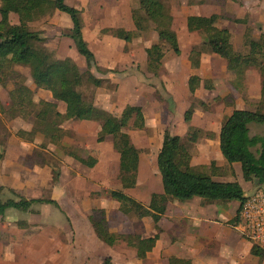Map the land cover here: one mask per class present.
I'll use <instances>...</instances> for the list:
<instances>
[{
    "label": "rangeland",
    "instance_id": "obj_1",
    "mask_svg": "<svg viewBox=\"0 0 264 264\" xmlns=\"http://www.w3.org/2000/svg\"><path fill=\"white\" fill-rule=\"evenodd\" d=\"M161 1L173 17V30L180 53L175 54L166 46L155 76L147 69L145 50L158 42L157 34L153 24L145 21L138 0H93L86 14L79 8L84 24L83 39L97 56L95 63L99 70L92 67L89 72L101 80V85L95 87L86 76L79 91L86 101L114 117L120 116L127 105L140 106L143 111L145 128L126 130L140 151L137 184L128 194L143 201L150 194L161 191L156 155L164 131L183 138V142L190 146L192 158L194 155L199 161L209 164V158L215 156L217 151L212 141L206 143L204 139L218 132L224 118L233 109L254 111L262 100L258 73L254 70L247 72V91H235L231 87L233 75L225 70L223 60L209 54L201 34L185 31V20L186 15L198 12L199 4H205L203 7L206 11H213L219 16L215 24L232 34L231 42L235 50L243 52V34L246 30L253 38L264 32V0ZM66 4L77 8L71 0H66ZM235 20L245 23H236ZM11 22L15 23L16 17H11ZM70 26L69 17L57 12L40 19L31 29L45 38L42 46L54 58L66 56L85 73L84 58L65 35L69 33ZM98 26L102 27L101 31ZM114 26L132 32L131 40L125 42L102 33ZM192 49L198 50L201 55L203 53L201 60L204 65L195 73H198L207 89L202 84L191 96L186 91V83L194 70L187 72L184 63L187 61L185 55ZM108 66L120 72V76L105 74ZM19 72L24 77V85L32 89L34 85L29 70L22 67ZM11 88V85L0 87L2 100H6ZM190 108L193 112L191 121L186 122L184 113ZM7 123L9 127L6 128ZM27 125L19 119L6 122L0 118V149L11 159L9 167L5 168L8 162L0 166L1 201L55 198L60 209L39 205L30 213H5L3 220L0 218V264H101L110 253L114 264H133L135 257L130 250H123L122 247L105 250L101 242L96 241L99 245L88 237L87 217L92 209L100 208V205L108 210L109 225L113 228L133 231L144 224L148 226L150 222L149 218H145L140 224L135 215L118 214V204L106 197L108 191L116 190L114 188L119 185L118 156L112 149L111 140L97 143L98 126L84 122L63 123L60 128L61 141L56 146L45 145L40 136L33 144L23 143L11 136L16 129ZM190 128L201 132L192 145L186 141ZM249 128L251 135L264 134V125L251 124ZM202 147L209 151L201 153L199 150ZM68 151L83 158L95 157L97 163L88 169L67 155ZM206 171L209 172V169ZM239 183L243 184L241 177ZM257 189L263 190L261 187ZM170 200L178 204L172 197H169ZM15 221L18 222L13 223ZM2 222L7 224L5 229ZM236 226L242 230V221H238Z\"/></svg>",
    "mask_w": 264,
    "mask_h": 264
},
{
    "label": "trees",
    "instance_id": "obj_2",
    "mask_svg": "<svg viewBox=\"0 0 264 264\" xmlns=\"http://www.w3.org/2000/svg\"><path fill=\"white\" fill-rule=\"evenodd\" d=\"M201 3V2H199ZM139 9L146 22L154 26L158 42L146 48V66L149 72L157 74L165 47L179 54V44L173 30V17L161 0H138ZM64 13L71 22L68 34H65L74 44L78 54L86 63V72L82 73L77 65L69 58H54L42 46L45 38L38 31L29 27V23L39 21L55 12ZM10 14L17 17V23L10 21ZM216 15L207 19L198 16L186 18V28L203 36L204 45L208 51L226 62V69L233 75L231 87L240 93L247 91L246 73L254 70L260 78L262 100L254 111L233 109L226 116L219 129V150L228 165L240 164L242 179L253 182L264 190V134L251 135L249 126L264 125V32L253 38L246 30L243 34V52L236 51L231 42V34L227 29L216 27ZM236 23H245L235 20ZM83 21L81 11L65 3V0H0V85L5 88L12 84L8 91L10 104L5 109L0 104V112L4 109L12 117H21L31 125L29 131L19 130L17 136L32 141L34 135L41 134L45 145H59L58 130L65 122H96L100 126L96 141L101 143L107 137L111 139L112 149L119 156L117 182L121 190H110L106 197L118 204V210L124 215L133 214L137 218H150L154 228L158 230V222L166 212L168 197L184 203L195 197L200 198L202 205L237 202L239 204L232 225L240 221L241 207L246 201L241 186L237 182H218L212 179L220 173L214 163H211V173L206 174L201 166L191 165L190 146L184 139L164 131L160 149L157 153V171L162 186L161 193H152L146 205L128 196L125 191L134 189L137 184L140 151L132 143L126 130H143L145 120L140 106L127 105L120 116L99 109L84 99L79 88L84 78L95 87L101 85V80L94 78L89 69L94 67L95 56L83 39ZM114 38L129 42L132 32L123 28H108L103 30ZM201 53L192 49L188 60L192 69L200 64ZM29 70V77L35 90L47 91L52 95L53 102L36 100L33 91H23L25 80L19 72L21 68ZM107 73H118L105 70ZM120 74V73H119ZM202 85V80L192 75L188 78V91L194 95ZM205 89L206 85L203 83ZM66 106L64 113H59L56 102ZM20 102L19 106L15 103ZM230 102V100H229ZM204 104H202L203 106ZM192 109L184 113V120L191 121ZM199 130L190 128L186 141L193 144L198 139ZM211 139V134L208 136ZM44 144H41L44 147ZM67 155L82 165L93 168L96 158H83L75 152L68 151ZM3 153L0 151V161ZM232 172V171H231ZM258 187V188H259ZM1 190V189H0ZM34 204H48L60 209L56 201L50 199H8L0 201V216L6 209L12 208L29 212ZM89 224L96 238L109 247H125L134 250L136 258L145 259L155 246L158 235L142 239L130 234L110 232L103 208L92 209L88 216ZM251 254L260 259L264 258V250L252 245ZM169 264H191L189 260L170 258ZM101 264H113L110 257H104Z\"/></svg>",
    "mask_w": 264,
    "mask_h": 264
},
{
    "label": "crops",
    "instance_id": "obj_3",
    "mask_svg": "<svg viewBox=\"0 0 264 264\" xmlns=\"http://www.w3.org/2000/svg\"><path fill=\"white\" fill-rule=\"evenodd\" d=\"M71 1L73 4L77 5V9L81 8L82 11L84 10V12L86 14V9H88V6L90 7V2L93 0H71ZM65 3H66V0H65ZM78 5H79V7H78ZM199 5L200 6H197L199 8L198 12L188 14V15H186V18L188 16H198L200 18H208L211 15L218 16L213 11H206V8L203 7V6H206L205 4H199ZM74 8H76V7H74ZM81 9H79V10L81 11ZM56 13H57V11L54 14H56ZM13 16L16 17L14 14H10V16H9L10 21H11V17H13ZM217 19L219 20V16ZM37 22L38 21L32 22V23H29L28 25L31 28L34 25H36ZM15 23H17V17H16ZM95 23L99 24V22H97V21ZM216 24H218V23H216ZM216 24H215V26L218 27ZM98 27H99V30L102 28L100 26H98ZM109 28H111V27H109ZM114 28H115V26H114ZM119 28H122V27H119ZM218 28H221V27H218ZM185 29H186L185 31L187 33H190V34L196 33V32H189L187 30L186 20H185ZM221 29H226V28H221ZM231 36H232V34H231ZM231 40H232V38H231ZM190 51H189V53H190ZM189 53H188V55H185L187 61H186V63H184V68H186L187 72H190V71L192 72V70H194V74H191V75H196L199 78H201L198 75V73H195V70L201 69L204 65L203 64L204 61H203V59L201 60V58H200L199 67L197 69H192L190 66V62L188 60ZM93 54H94L95 58H97L96 54L95 53H93ZM209 54H212V53L209 52ZM202 55H203V53H202ZM63 58H68V57L65 56ZM221 60H223V59H221ZM223 62H224L223 65L225 67V70L228 72V70L226 69V62L224 60H223ZM106 70H113V69L111 66H108ZM119 73H115V74L108 73V74L120 76ZM246 75H247V73H246ZM188 78H187V83H186L187 93H189V91H188ZM202 84H203V82H202ZM8 85L12 86V84H8ZM7 86L5 88H7ZM0 87H1V85H0ZM12 89H13V86L8 91H10ZM27 90L34 92L35 87L33 86V88L31 89V88L27 87V85H24L23 91H27ZM36 93H37L36 100L43 99L46 102H53L54 101L52 98V95L47 91L45 92L43 90H37ZM45 93H48V95ZM189 95H190V93H189ZM174 101H176V100H174ZM0 104L5 109L8 108L7 106L10 104V99L8 97V93H7L6 100H2L1 96H0ZM19 104H20V102L15 103L16 106H19ZM56 105H57L58 112L64 113L65 108H66L65 104L63 102L58 101V102H56ZM5 109L3 112H0V118L3 119L4 121L12 122V121L17 120V119H19L21 121H25L21 117H18V116L12 117V115L10 113H8L7 111H5ZM231 112L227 116H229L231 114ZM25 122L28 125L24 126L22 128L16 129L15 132H12V135H11L12 137H15L18 139L19 137L17 136V132L19 130H23V131L27 132L31 129V125L27 121H25ZM81 122L94 123L98 126V128L96 129L97 133L100 130V126L96 122H91V121H81ZM5 127L6 128L9 127L8 123ZM60 128H61V126H60ZM219 129H220V127H219ZM58 133L60 136V129L58 130ZM39 136L41 137V139H43L42 135L38 133V134L34 135L32 141H28V140L21 139V138H19L18 140H20L26 144H33L34 142H36V140H37V138H39ZM107 140H111L110 137H107L105 139V141H107ZM204 140L206 143H209L211 141H212V143H214V145L216 147V151H217L216 154H214L215 156H212L211 158H209V160H210L209 164H206L205 162L199 161L193 155V158L191 159V165L192 166H201L202 171L204 173L210 174L212 171L210 165H211V163H214V166L216 167V169L218 171H221V172L220 173L217 172V174L212 177L213 180H215L214 178H216L217 180H215V181H218V182H237L241 186L245 197H248L249 195H251L255 191V189H257L259 186L258 185L255 186V184H253V182H246L244 180H243V184L239 183L240 177L242 178L241 170H240V164L234 163L232 165H228L226 163V161L224 160V158L222 157L220 150H219V130L214 135L212 134L211 139L206 138ZM60 141H61V136H60ZM198 147H200V146H198ZM205 150L209 151L208 149H205L204 147H202V150H199V151H201V153H202ZM0 151L3 153V159L0 161V166L3 162H8V164H6V166H5V168L9 167V165H11V162H10L11 159L7 158V153L3 152L1 149H0ZM199 154H200V152L198 153V155ZM117 156H118V154H117ZM96 163H97V161H96ZM118 163H119V156H118ZM84 167H86V166H84ZM139 167H140V160H139ZM156 167H157V155H156ZM86 168H88V167H86ZM88 169H92V168H88ZM117 169H118V167H117ZM206 169H209V172L206 171ZM137 179H138V175H137ZM116 186L117 187L114 188L116 190H114V191L121 190L120 185H116ZM0 188H1V186H0ZM131 190H133V189H131ZM129 191L130 190H127V191H125V193L128 196L134 198L133 196L128 194ZM161 192H162V186H161V191L157 192V193H161ZM150 195L144 201L143 200H137V201H141L143 204L146 205L150 199ZM32 199H42V198H32ZM6 200H8V199H6ZM6 200L1 201V198H0L1 202H5ZM50 200H54L57 202V200L55 198H52ZM109 200H111V199H109ZM14 201H18V200H14ZM111 201H113V200H111ZM173 201L174 200L169 201V197H168L166 212L162 215L161 219L159 220V222L157 224L159 227L158 230H156L154 228V224L152 223L150 218H149L150 222H149L148 226L144 224L143 226H141V228L132 229L133 231H125V230L120 229V228H118V229L113 228L109 225V212H108V210L105 209L106 220H108V229L110 232L119 233V234H126V235L130 234V235H133L136 237H140L142 239L153 237L156 234L158 235V239L156 240L155 246L153 247L152 251L150 253H148L147 256L145 257V259H143V260L136 258V254H135L134 250H131V249L125 247L124 245L118 246V247H122L123 250L124 249L130 250L132 253H134L133 255H134L135 259H134L133 264H169L168 260L170 258L189 260L191 262V264H264V258L260 259V258L255 257L251 254L250 251H251L253 243L250 242V240L247 239V237L244 235L243 229L241 230L236 225L230 224L231 221L233 220V218L235 217L236 212H237V208L239 206V204L237 202H223V203H219V204L202 205L201 200L197 197L193 198L190 201L184 202V203L178 202L176 200V202L178 203V204H176ZM113 202L116 203L115 201H113ZM116 204H114V205H116ZM39 205H48V204H34V205H32L29 212H22V211H19V212H21V214L22 213H30L31 211H34L33 209L35 206H39ZM50 206H53V205H50ZM53 207L55 208V206H53ZM114 207H117V206H114ZM171 207H173V208H171ZM100 208H104V207L100 205ZM9 209H12V208H9ZM117 210H118V208H117ZM8 211H15L18 213V210H15V209H13V210L6 209L4 211V214L2 216H0V218L2 220H3V217L5 216V213H7ZM118 211H117V213L121 214L123 216L133 215V214L124 215ZM145 218H147V217H145ZM145 218H141V219L137 218V219L140 223V222H142L141 220L145 219ZM87 221H88V217H87ZM16 222H18V221H15L13 223H16ZM87 223L89 224V221ZM1 225L5 229L7 224L5 225V223L2 222ZM88 230H89L88 231L89 239L91 237V239H93L95 242L99 241L96 238L90 224H89ZM96 243L99 244L98 242H96ZM101 245L105 250L106 249L111 250L113 248V247H109V246L103 244L102 242H101ZM108 257H112V253H110L108 255ZM30 261H31V259H30ZM112 263L114 264L115 260H112Z\"/></svg>",
    "mask_w": 264,
    "mask_h": 264
},
{
    "label": "built area",
    "instance_id": "obj_4",
    "mask_svg": "<svg viewBox=\"0 0 264 264\" xmlns=\"http://www.w3.org/2000/svg\"><path fill=\"white\" fill-rule=\"evenodd\" d=\"M243 233L253 245L264 250V191L256 189L241 207Z\"/></svg>",
    "mask_w": 264,
    "mask_h": 264
}]
</instances>
